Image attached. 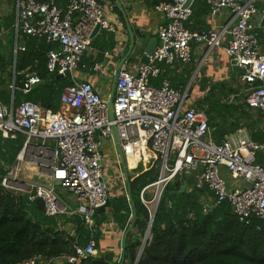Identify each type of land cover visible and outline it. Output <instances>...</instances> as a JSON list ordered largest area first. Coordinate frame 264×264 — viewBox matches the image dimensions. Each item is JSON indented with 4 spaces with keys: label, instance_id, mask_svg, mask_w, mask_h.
Segmentation results:
<instances>
[{
    "label": "built area",
    "instance_id": "obj_1",
    "mask_svg": "<svg viewBox=\"0 0 264 264\" xmlns=\"http://www.w3.org/2000/svg\"><path fill=\"white\" fill-rule=\"evenodd\" d=\"M174 0L162 3L158 10L166 23L160 28L159 44L147 64L137 72L122 68L117 76L113 98L114 120L108 114V99L88 80H74L61 96L60 108L69 113L53 111L40 104L24 101L16 107L0 102V136L16 138L27 136L17 157V163L8 168L2 185L30 194V200L41 199L47 216L73 214L63 204L56 186H61L75 197L77 213L89 229H94L98 209L109 201L110 187L105 168L107 146L117 154L113 127L118 130L126 158L149 150L154 154L148 165L161 159L159 180L145 187L141 200L154 220L165 187L186 173L195 176L196 185L208 188L218 204L228 202L240 221L250 224L258 220L264 224V143L255 142L245 127L226 134L221 141L213 137V128L205 111L191 100V86L175 88L164 78L161 86L152 84V78L163 75V64L174 67L193 60V46L206 47L207 56L225 43L224 53L244 71L241 73L242 93L248 107L264 118V52L261 51L255 19L264 10L259 0H206L210 20L215 27L207 31L190 30L193 3ZM111 6L97 0H70L65 9L55 0H17L18 23L26 36L46 40L58 47L47 55L50 74H71L80 68L87 52H96L93 33H118L108 16ZM227 11L230 19L223 27L216 24L217 16ZM111 57V52L104 53ZM205 56V58L207 57ZM94 71L102 72L101 63ZM26 82L25 94L41 78L31 67L14 74ZM33 149L31 159L36 164L49 160V183L45 186L21 184L8 178L19 177L20 163ZM112 153V151H111ZM136 160V159H135ZM139 160L140 163H144ZM17 186L19 188H13ZM156 187L152 201L146 192ZM144 243L152 237V226L146 232ZM76 256L69 259L79 264L95 253L96 241L91 237L86 247L75 246ZM19 264H41V257H32Z\"/></svg>",
    "mask_w": 264,
    "mask_h": 264
},
{
    "label": "trees",
    "instance_id": "obj_2",
    "mask_svg": "<svg viewBox=\"0 0 264 264\" xmlns=\"http://www.w3.org/2000/svg\"><path fill=\"white\" fill-rule=\"evenodd\" d=\"M69 1L55 0L62 9L68 6ZM173 1L152 0L155 6ZM195 14L193 6L191 20H194ZM15 19L12 15L2 21L0 33L3 25L13 33ZM188 28L194 30L190 23ZM20 43L25 50L18 54L17 70L32 66L45 84L26 94L20 89L14 92L10 87L12 72L8 56L0 52V102L16 107L24 101H31L59 111L62 93L73 83V79L71 76L57 79V74H50L47 70L48 52L58 46L46 40L29 38L22 32ZM98 61L84 57L80 70L93 72L94 63ZM159 81L155 85L158 86ZM171 85L179 87L175 80H171ZM233 93L232 88L225 84H215L210 87L208 95L198 101L199 108L206 112L213 128L214 139L221 141L226 134L246 127L251 130L255 142L264 143L261 126L264 118L261 113L248 107L246 96L237 102L228 100ZM26 139L27 136L21 133L14 139L0 136V264H19L37 256L41 257V264H71L69 259L76 256V245L84 248L93 237L96 247H99L100 226L108 221V215L97 212L95 227L91 230L79 214L47 216L41 199L31 201L29 193L4 187L2 182L6 170L17 163ZM148 162L144 161L143 165L148 166ZM137 172L138 176H129L137 213L135 226L139 231L137 234L130 233L127 238L126 257L133 264L142 248L137 264H264V224L258 220L250 224L240 221L231 205L228 202L218 204L214 194L206 187L203 191L187 189L178 193L185 182L183 175L165 187V191L171 193L169 202L166 203V198L162 197L155 214L152 237L144 244L150 214L140 195L145 187L159 180L161 159L156 160L148 170L141 164ZM195 183L196 180L189 178V184ZM210 201L214 205L207 210ZM111 205L114 216L124 223L125 229L130 226L132 220L128 223V219L132 214L127 199L119 198ZM125 210L127 215L120 216ZM66 226H77L76 236L70 234ZM81 264L109 263L102 257L89 256L82 259Z\"/></svg>",
    "mask_w": 264,
    "mask_h": 264
},
{
    "label": "crops",
    "instance_id": "obj_3",
    "mask_svg": "<svg viewBox=\"0 0 264 264\" xmlns=\"http://www.w3.org/2000/svg\"><path fill=\"white\" fill-rule=\"evenodd\" d=\"M115 1V2H114ZM122 8L128 14L130 19V24L132 26L133 32L137 39L143 38L145 43L152 38H157L160 28L166 23L165 15L158 10V6H155L152 0H119ZM106 5L111 6V11L108 10L109 19L117 25L118 33H107L100 32L94 37L93 43L97 45L94 46L96 48V52H87L84 56L87 59L96 60L99 59L96 63H101L102 72L94 71L93 72H83L80 70L71 74V78L73 81L76 80H88L95 85V88L105 99H109L112 93V84L114 79L115 70L118 67L119 63L123 60V58L127 55L130 49V36L127 29V25L125 22V18L118 7L117 0H99ZM194 11L196 12L194 16V20L190 19L189 22L191 27L194 30L198 31H207L211 28H214V22L210 20L209 15V7L206 0H194L193 2ZM260 10H264V0H259L257 4ZM14 15L16 17L13 25V33H11L10 29H7L4 25L1 28L0 33V52L8 56V63L10 66V71L12 72V82L11 89L15 92L16 89H20L18 86L14 89V74L15 72H21L17 70V57L19 52L25 50V46L20 43L21 40V32L23 33L17 14V0H0V24L6 18ZM230 19V15L227 11L217 16L216 24L218 27H223L227 24ZM255 27L259 33L260 38V47L261 51L264 52V14L260 13L255 19ZM24 34V33H23ZM29 37V36H28ZM32 38V37H29ZM35 38V37H33ZM144 43V44H145ZM224 46L214 49L208 56L206 47L203 45H194L193 46V60L188 64L177 63L174 67H169L165 64L162 65L164 69V73L162 76L158 78H152L151 82L155 85L158 82V86H161V81L166 78L168 80L177 81L178 88H186V85L192 81H194L195 86L197 87L198 92V100L206 97L210 91V87L212 85H220L225 84V86L232 88L234 91L233 94L229 95L227 98L231 102L239 100H244L245 94L242 93V83L240 81L241 73L237 72L233 69L230 59L224 53ZM111 52L113 54L111 57H107L104 53ZM142 53L143 50L137 49L133 54H131L124 64L123 68H126L130 71L137 72L142 63ZM205 56H207L205 58ZM82 58V59H83ZM194 63L202 64V67H207L205 74L202 76L197 75L194 77H190L188 81V74L185 70V65H193ZM95 65V63H94ZM32 68V66H29ZM94 67V66H93ZM184 68V70L182 69ZM122 69V68H121ZM120 69V70H121ZM34 70V69H32ZM166 75L167 77H163ZM67 77V76H66ZM19 78V77H18ZM21 78V77H20ZM195 79H198L197 81ZM22 80V79H21ZM18 81V79H17ZM17 85V83H16ZM193 95V94H192ZM195 96V94H194ZM197 102V99H196ZM191 103H195L192 99ZM195 105V104H194ZM196 106V105H195ZM61 112L69 113L70 110L65 107H61L59 109ZM262 128L264 129V121L261 123ZM243 128V127H242ZM246 128V127H245ZM248 129V128H247ZM249 130V129H248ZM251 135V130H249ZM252 137V135H251ZM106 150L108 151L105 175L106 180L110 187V205L106 209V213L108 215V221L100 226L101 238L99 247L95 249V253L92 255L94 257H102L109 264H121L123 258V240L125 238L126 248H127V238L130 233L137 234L139 231L137 227L134 225L131 232L125 236L126 231L131 227L128 226L126 229L123 226L124 223H121L113 214L112 201L118 200L119 198H126L128 204L131 207V214L128 219V223L132 220L133 222V208L129 201L128 197V184L125 173V166L119 154L114 153L112 150V146L109 144ZM112 151V153H111ZM132 161V160H130ZM135 162V161H134ZM130 164V167H127L128 175L132 176L133 172V162ZM152 166V165H151ZM148 166L145 167V170H148ZM134 170V169H133ZM186 181V174L183 175ZM193 174H190L189 178H194ZM185 184V182H184ZM64 190V189H63ZM150 190V189H149ZM148 190V191H149ZM65 191V190H64ZM66 192V191H65ZM67 193V192H66ZM68 194V193H67ZM63 197L62 194H59ZM64 199V198H63ZM66 202L69 204L73 210L77 209V201H71L68 199ZM76 200V199H75ZM76 204V206H73ZM136 208V207H135ZM127 215L126 210L121 212V215ZM137 219V217H136ZM136 222V220H135ZM70 234L76 236L77 226H66ZM146 238V237H145ZM144 238V240H145ZM151 238L148 239V241ZM147 241V242H148ZM144 242V241H143ZM146 242V243H147ZM144 243V244H146ZM143 252V248L140 250L139 255L141 256ZM136 263V262H135ZM81 264V262L79 263ZM124 264H133L131 260L126 257L125 250V262Z\"/></svg>",
    "mask_w": 264,
    "mask_h": 264
},
{
    "label": "water",
    "instance_id": "obj_4",
    "mask_svg": "<svg viewBox=\"0 0 264 264\" xmlns=\"http://www.w3.org/2000/svg\"><path fill=\"white\" fill-rule=\"evenodd\" d=\"M194 0H189L188 1V5H190L191 3H193ZM117 3H118V7L120 8L124 18H125V22H126V25H127V29H128V32H129V36H130V49L127 53V55L123 58V60L119 63L118 67L116 68L115 70V74H114V79H113V84H112V93L108 99V114H109V118L111 121L114 120V106H113V98H114V93H115V88H116V82H117V76H118V73L120 71L121 68H123L124 64L127 62L129 56L131 54H133L135 51H137V49H141L143 50V53H142V63L143 64H147L149 62V59H150V56L154 53V51L156 50L158 44H159V40L157 38H152L150 40L147 41V43H145L144 39L143 38H140V39H137L134 32H133V29H132V26L130 24V19L128 17V14L127 12L125 11L124 8H122L121 4H120V1L117 0ZM99 30H100V27L97 26L96 29L94 30V33H93V37H95L98 33H99ZM145 43V44H144ZM232 66H233V69L237 72H240L242 73L244 70L242 68H240L239 66H237V63L235 61H232L231 62ZM70 75V72H66L65 75H57V79H60V78H64L66 76H69ZM45 84V81H40L39 83H36L32 86V89L40 86V85H43ZM17 86L20 88V89H23L26 87V82L22 81L21 78L19 77L18 78V81H17ZM113 138H114V143H115V147H116V150H117V153L119 154L120 158L122 159L124 165L126 166V158H125V155H124V152H123V149H122V146H121V143H120V138H119V134H118V130L117 128L114 126L113 127ZM125 173H126V179H127V186H128V197H129V201L132 205V208H133V222H132V225L131 227L126 231V234L125 236H127L132 228L134 227L135 225V220H136V217H137V213H136V206H135V203L132 199V196H131V180L129 178V175H128V171H127V168L125 167ZM189 176L190 174H186V181H185V184L182 185L181 189L179 190L178 193H184L187 189H195V190H199V191H203L204 189L201 188V187H198L196 184H189ZM9 181H17V182H20L21 184H29V185H34V186H45L39 182H35V181H29V180H26V179H23V178H12V177H9L8 178ZM170 192L168 191H164L163 192V197L166 198V203L169 202V196H170ZM63 204L70 210H73V208H71L69 206V204H67L66 202H63ZM110 205V201L107 202V204L105 206H102L98 209V212H105L106 209L109 207ZM213 202H209L208 205L206 206V209H210L212 206H213ZM153 222L154 220L150 221V226H153ZM126 238V237H125ZM125 238L123 240V260H122V263L121 264H124L125 262V250H126V241H125ZM139 258H140V255L136 261L135 264L138 263L139 261Z\"/></svg>",
    "mask_w": 264,
    "mask_h": 264
},
{
    "label": "rangeland",
    "instance_id": "obj_5",
    "mask_svg": "<svg viewBox=\"0 0 264 264\" xmlns=\"http://www.w3.org/2000/svg\"><path fill=\"white\" fill-rule=\"evenodd\" d=\"M202 64H199V63H194L193 65H185V70L187 72H189L190 74H188V81L190 79V77L193 76V80H194V77L197 75V78L199 79L198 76H202L203 74L207 73L206 70H207V67H202L201 66ZM184 70V68H182ZM198 79H195L196 81ZM191 80V79H190ZM190 82V81H189ZM192 82H193V85H192ZM186 85H192V89H191V94L192 97H191V100H189L187 102V106H189V104L191 103L192 99L193 101L195 102L194 104L199 108V105H198V92H197V87L195 86L196 84H194V81L191 80V82L189 84H187V82H185ZM195 94V96H194ZM196 99H197V103H196ZM200 109V108H199ZM202 110V109H201ZM31 153H35V151L33 149L30 150L29 153L26 154V161L25 162H21L19 165H20V172H19V177L23 178V179H26V180H29V181H35V182H39V183H49L50 180H49V177L47 174H49V160L47 161H44L41 162L40 164H36L35 161H33L31 159ZM108 153V152H107ZM106 153V154H107ZM108 155V154H107ZM132 160V161H130ZM158 160V159H157ZM135 159H129V158H126V166L127 167H130V164L132 163H129V162H133V165L134 166V170L132 169V172H133V175L131 177H136L138 176V172H137V169L140 168L141 166V163L136 161ZM142 166L144 167L145 169V165L142 164ZM151 165H148V167H150ZM126 167V168H127ZM161 167H162V163H161ZM131 168V167H130ZM130 176V175H129ZM13 188H19L17 186H11ZM56 189H57V192H59L60 194L63 195V198L64 199H68V200H71L72 202L75 201V197L72 196V195H69L67 194L61 186H56ZM157 188L156 187H153L151 188L149 191L146 192L145 194V199L147 201H152V199L154 198V195H155V192H156ZM63 200V199H62ZM73 206H76V204H73Z\"/></svg>",
    "mask_w": 264,
    "mask_h": 264
},
{
    "label": "bare ground",
    "instance_id": "obj_6",
    "mask_svg": "<svg viewBox=\"0 0 264 264\" xmlns=\"http://www.w3.org/2000/svg\"><path fill=\"white\" fill-rule=\"evenodd\" d=\"M152 156H154V154L152 152H150L149 150H145L140 154H136L135 159L137 162H138V160L143 161L144 159H145V161H149Z\"/></svg>",
    "mask_w": 264,
    "mask_h": 264
},
{
    "label": "clouds",
    "instance_id": "obj_7",
    "mask_svg": "<svg viewBox=\"0 0 264 264\" xmlns=\"http://www.w3.org/2000/svg\"><path fill=\"white\" fill-rule=\"evenodd\" d=\"M117 151V150H116ZM118 154V153H117ZM126 158V157H125ZM142 164V163H141ZM187 174V173H186ZM130 178V177H129ZM41 184H43V183H41ZM44 185V184H43ZM58 193V195L60 194L59 192H57ZM61 196V195H60ZM61 199H63V197L61 196ZM67 200H64L63 199V202H66ZM67 203V202H66ZM68 204V203H67ZM214 204V203H213ZM208 205V204H207ZM77 207H78V203H77ZM158 209V208H157ZM69 211L70 212H73V214H78L76 211H77V209L76 210H70L69 209ZM98 212V211H97ZM157 212V211H156ZM80 215V214H79ZM82 217V216H81ZM81 262V261H80Z\"/></svg>",
    "mask_w": 264,
    "mask_h": 264
}]
</instances>
